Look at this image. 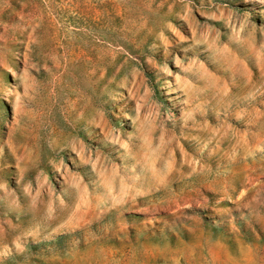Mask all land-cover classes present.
Wrapping results in <instances>:
<instances>
[{
    "label": "rangeland",
    "instance_id": "374dc122",
    "mask_svg": "<svg viewBox=\"0 0 264 264\" xmlns=\"http://www.w3.org/2000/svg\"><path fill=\"white\" fill-rule=\"evenodd\" d=\"M0 264H264V0H0Z\"/></svg>",
    "mask_w": 264,
    "mask_h": 264
}]
</instances>
